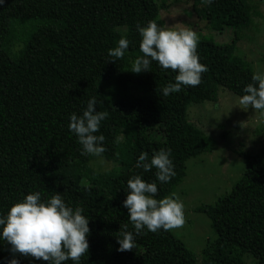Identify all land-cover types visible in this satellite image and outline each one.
Instances as JSON below:
<instances>
[{
  "label": "trees",
  "instance_id": "16d2710c",
  "mask_svg": "<svg viewBox=\"0 0 264 264\" xmlns=\"http://www.w3.org/2000/svg\"><path fill=\"white\" fill-rule=\"evenodd\" d=\"M3 0L0 3V213L30 191L47 196L60 192L67 203L79 205L88 218L87 255L81 264H198L197 256L170 230L145 231L135 237L140 252L117 251L120 225H132L122 201L127 179L135 172L155 180V169H135L136 156L171 149L175 176L158 183L157 198L170 195L186 176L190 158L212 153L215 142L186 116L187 106L214 101L223 87L237 96L252 82L249 63L236 54V32L251 22L246 0H189L207 30L234 32L229 43L198 39L197 54L208 71L198 86H185L164 97L160 89L174 81L175 72L153 61L151 70L134 73L139 44L129 46L113 62L107 50L122 35L138 33L137 25L155 21L166 0ZM28 22L22 48H8L12 26ZM96 96L98 110L109 113L101 122L106 151L102 157L117 165L97 172L93 156L81 155L68 128L69 113L80 114ZM122 137V139H121ZM246 169L231 191L214 204L194 212L205 214L216 239L201 252L200 264H244L248 253L264 264V137L257 154L238 151ZM85 185L90 186L85 190ZM0 241V264L9 256ZM20 264H48L19 257ZM67 264H71L68 261Z\"/></svg>",
  "mask_w": 264,
  "mask_h": 264
},
{
  "label": "clouds",
  "instance_id": "9594fccd",
  "mask_svg": "<svg viewBox=\"0 0 264 264\" xmlns=\"http://www.w3.org/2000/svg\"><path fill=\"white\" fill-rule=\"evenodd\" d=\"M202 2L209 4L212 0ZM137 30L142 55L133 60L128 70L134 73L149 71L155 61L160 68L174 71V81L160 89L164 97L180 92L185 86L195 87L201 83V74L208 68L199 60L196 51L199 38L194 30L161 27L152 20L143 26L137 25ZM129 45L126 35H122L116 46L107 50L109 60L115 62L123 58ZM251 81L243 87L238 104L243 109L251 107L264 117V71L253 73ZM101 103L92 96L80 114L72 112L68 115L67 128L81 146V155L102 158L106 151L105 136L100 133V127L109 113L98 110ZM134 168L145 173L155 169V180L145 181L135 172L127 179L126 196L121 203L127 209L132 230L128 224L120 225L115 235L117 251L132 250L135 237L145 231H167L184 224V204L177 193L157 198L158 183L166 184L175 176L171 149L153 150L150 157L147 151H141L136 156ZM89 188L85 185V190ZM83 213L81 206L67 203L60 192L53 191L47 196H42L40 191L22 194L0 213V241L9 246V256L4 258L3 264H20L19 257L48 264H67L68 261L81 264V258L89 249L86 237L90 232L89 218Z\"/></svg>",
  "mask_w": 264,
  "mask_h": 264
},
{
  "label": "rangeland",
  "instance_id": "374dc122",
  "mask_svg": "<svg viewBox=\"0 0 264 264\" xmlns=\"http://www.w3.org/2000/svg\"><path fill=\"white\" fill-rule=\"evenodd\" d=\"M246 1L251 22L235 34L238 37L236 54L245 59L255 73L264 71V0ZM156 2L162 3L161 0ZM166 4L160 11L163 26L191 28L199 39L219 45L232 40L234 32L231 29L222 33L208 31L205 23L193 13L191 1L166 0ZM29 27L28 22L12 26L9 38L15 39L9 41L8 48L13 54L22 48V40L27 37ZM128 40L129 46L138 45L139 34L130 36ZM238 99L239 96L219 87L214 101L190 104L186 109L189 122L215 142L212 153L190 158L186 162V176L174 191L184 204V224L170 231L194 252L198 264L203 248L216 239V234L209 218L203 213L194 212V208L202 204H214L219 197L228 194L246 169L244 157L237 152L257 154L262 146L264 117L251 107L243 109ZM115 164L103 157H94L90 167L103 173L113 169ZM140 250L136 244L132 249L134 252ZM243 260L244 264H255V259L248 253L243 256Z\"/></svg>",
  "mask_w": 264,
  "mask_h": 264
}]
</instances>
